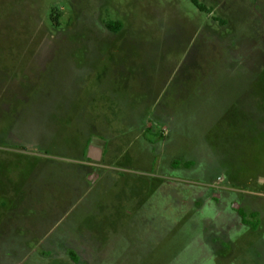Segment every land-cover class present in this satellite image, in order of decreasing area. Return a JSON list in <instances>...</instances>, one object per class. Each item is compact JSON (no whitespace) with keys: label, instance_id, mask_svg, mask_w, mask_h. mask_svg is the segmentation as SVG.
<instances>
[{"label":"rangeland","instance_id":"obj_1","mask_svg":"<svg viewBox=\"0 0 264 264\" xmlns=\"http://www.w3.org/2000/svg\"><path fill=\"white\" fill-rule=\"evenodd\" d=\"M198 1L208 12L191 0H0V89L21 90L0 108L1 183L26 164L4 127L25 146L46 119L39 141L56 140L52 152H72L87 134L116 136L127 172L113 177L111 230L133 212L106 264H264L253 244L264 236V0ZM158 90L172 109H191L176 131L154 110ZM132 121L139 137L152 125L144 138L158 150H144ZM166 174L210 185L219 176L212 191L247 196L235 237L207 240L202 224L232 235L234 213L199 214L205 186L184 192ZM10 238L17 260L28 244Z\"/></svg>","mask_w":264,"mask_h":264},{"label":"flooded vegetation","instance_id":"obj_2","mask_svg":"<svg viewBox=\"0 0 264 264\" xmlns=\"http://www.w3.org/2000/svg\"><path fill=\"white\" fill-rule=\"evenodd\" d=\"M58 89L59 87H55L54 92ZM19 91L21 90L17 88L0 89V108L7 105L5 102L10 93L19 99ZM1 121L0 111V125ZM45 121L46 119L27 137L29 140L25 146L19 131L12 127H4L2 131L4 142H16L20 145H16V149L25 157L26 164L23 167L9 168L6 184L1 183L3 175L0 173V264H106V254L112 241L126 230L128 216L133 212L125 215L121 212L119 224L111 230L112 212L106 210V205L110 204L113 177H121L127 172L119 163L123 153L117 137L101 135L95 138L87 134L72 146V152H52L57 146L56 140L45 138L39 141ZM129 124V133L141 140L145 151L158 150L157 145L144 138L145 134L152 133V125L144 128L145 131L139 137L135 121L133 126ZM14 133L19 134L15 140ZM165 134L161 133V136ZM156 157L158 156L151 154L150 159L154 162ZM194 169L197 170L196 167L192 170ZM163 180L176 187L180 184L190 186L189 189L182 187L184 192L196 191V185H204L202 194L195 193L194 197L199 196L201 203L199 207L193 206L194 210L201 215L207 209L225 216L221 209L225 206L226 212L231 209L234 213L237 228L232 235L219 236L214 231L215 225L203 223V233L207 235V240L215 237L230 241L235 237L239 231L237 212L241 209L240 203L247 196L242 197L239 202L238 197L229 194L227 190L212 191L218 185H210L204 180L184 182L171 174L163 175ZM156 190L151 195L157 193ZM18 228L23 229L24 234ZM12 235L28 244L17 260L9 255L12 250L9 245ZM258 237L261 238L254 239L253 244L259 252L257 261H263L264 236ZM207 243L211 245L208 241ZM102 256L105 258L104 263L99 261ZM252 264L258 263L255 260Z\"/></svg>","mask_w":264,"mask_h":264},{"label":"crops","instance_id":"obj_3","mask_svg":"<svg viewBox=\"0 0 264 264\" xmlns=\"http://www.w3.org/2000/svg\"><path fill=\"white\" fill-rule=\"evenodd\" d=\"M155 92H156L154 94L155 98L153 97L151 102L154 103V106H158V109H154V110L159 111V113L157 112V115L161 117V123H164V125L166 124L170 128V130L176 131L180 126H182L183 122L190 116V112H191L190 107L188 106L181 108L179 107V109H172L170 106L171 102L169 100H167V102L165 101L164 98L165 95H163L164 93H162L161 90ZM161 108L165 109L166 111H164ZM163 128H165V126H163ZM160 129H162V124Z\"/></svg>","mask_w":264,"mask_h":264},{"label":"trees","instance_id":"obj_4","mask_svg":"<svg viewBox=\"0 0 264 264\" xmlns=\"http://www.w3.org/2000/svg\"><path fill=\"white\" fill-rule=\"evenodd\" d=\"M191 2L200 10V11H207V8L204 4L200 3L198 0H191ZM208 12V11H207ZM119 23L117 21H109L106 23V26L111 29H117L118 28Z\"/></svg>","mask_w":264,"mask_h":264},{"label":"built area","instance_id":"obj_5","mask_svg":"<svg viewBox=\"0 0 264 264\" xmlns=\"http://www.w3.org/2000/svg\"><path fill=\"white\" fill-rule=\"evenodd\" d=\"M219 182H220V177L217 178V183H214V185L219 184Z\"/></svg>","mask_w":264,"mask_h":264}]
</instances>
